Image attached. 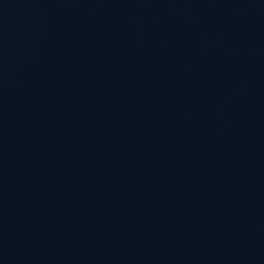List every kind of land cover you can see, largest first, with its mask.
<instances>
[{"label":"water","instance_id":"95a60500","mask_svg":"<svg viewBox=\"0 0 264 264\" xmlns=\"http://www.w3.org/2000/svg\"><path fill=\"white\" fill-rule=\"evenodd\" d=\"M0 264H264V0H0Z\"/></svg>","mask_w":264,"mask_h":264}]
</instances>
